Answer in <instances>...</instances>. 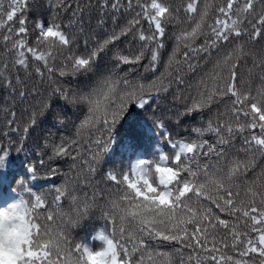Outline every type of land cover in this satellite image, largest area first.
Returning a JSON list of instances; mask_svg holds the SVG:
<instances>
[{
    "label": "snow or ice",
    "instance_id": "obj_1",
    "mask_svg": "<svg viewBox=\"0 0 264 264\" xmlns=\"http://www.w3.org/2000/svg\"><path fill=\"white\" fill-rule=\"evenodd\" d=\"M65 5L66 0H56L51 7L64 9ZM100 6L108 7L106 3ZM77 7L79 9V5ZM136 7L140 11L120 23L121 0H114L111 10L116 15L112 16V22L114 26L119 25L118 28L114 27L111 32L105 30L91 48L85 41L86 54H71L76 43V38L66 31L73 26L71 21L68 24L57 22L58 13L48 22L36 20L35 41L30 44L25 16L28 0H8L7 7L5 0H0V30H7L3 34V43L5 53L12 54L14 68L28 73L31 57L34 74L43 81L47 73L51 85L54 83L52 73L57 71L56 56L67 51L70 54L59 68L60 77H95L87 90L70 94L58 85L51 88L50 96L82 105L86 111L76 125V138L61 137L59 143L45 139L39 146L36 153L40 157L39 168L35 163L26 165L28 180L50 181L57 175V169L45 167V154L49 160L70 156V149L79 143L78 138L84 133L101 126L105 131L113 132L130 104L144 108L152 99L153 91L159 94L168 90L163 78L149 81L147 85H132L116 71L122 64H139L146 54L149 59L146 68L155 69L161 49L165 47L166 23L187 24L175 35L176 43L168 54L166 69L187 61L189 53L206 52L211 56L213 51L220 53L222 48L230 45L217 56L206 77L201 78L197 94L185 106L183 114L211 111L214 103L227 101L224 110L210 116L206 125L193 127L191 138H174L167 131L161 132L167 148L157 146L153 158L140 160L120 172L109 169L105 179L116 189L114 195L100 197L98 201L97 190L93 197L80 199L75 194L69 196L68 180L39 192L33 191L27 180L18 181L22 190H15L16 202L30 205L31 214L28 216L27 239L17 249L15 264H82L84 258L100 245L84 244L72 232L88 226L97 212L105 226L94 230L93 239L103 242L105 250L116 253L117 264H177L176 255L180 249L148 251L150 245L145 237L190 248L192 251L186 264H255L256 258H259V264H264V167L256 171L257 157L264 160V72L255 88L251 79H244L238 72L240 61L250 54L243 39L247 37L251 43L264 40V0H219V3L216 0H203L202 3L201 0H187L182 5L186 21H180V9L176 8L174 12L165 0H136ZM132 9V0H128L124 12ZM80 11L82 13L83 9ZM17 19L19 26L14 29L10 25ZM144 21L148 23V33L141 27ZM129 36L140 42L138 50H114L121 37ZM110 50L115 65L107 72L101 71L98 66L100 56ZM253 60H256L255 55ZM260 65L264 67V52ZM0 79L11 86L7 61L0 71ZM16 83H20L19 75ZM23 95L21 92L20 96ZM50 106L48 100L38 104L39 114L43 115ZM11 115L14 120L15 112ZM36 124L37 110H33L23 127L25 136L22 140ZM153 124L158 129L164 128L158 119ZM256 129L258 133L254 131ZM207 135H212L215 142L210 143L205 138ZM238 138L243 139L238 149L243 156L229 158L228 149L235 146ZM94 143L99 150L91 154V161L100 165L111 148L113 136L110 135L103 144L99 139ZM21 150L22 146L16 149ZM0 151L2 167L10 149ZM78 158L72 157L73 160ZM84 163L89 165L91 173L96 172L89 161ZM40 169H44L43 175L39 174ZM250 172L253 173L251 179L248 177ZM75 191L73 187V193ZM161 196L165 197L163 202ZM65 200L73 206L74 214L64 212ZM53 209L63 214L64 227L68 230L60 229L55 237H50L49 230L44 235L50 238L40 241L37 238L42 235L41 219L50 225L54 220ZM221 213L231 219L222 218ZM229 248L235 256L226 254ZM180 264H185L182 256Z\"/></svg>",
    "mask_w": 264,
    "mask_h": 264
},
{
    "label": "trees",
    "instance_id": "obj_2",
    "mask_svg": "<svg viewBox=\"0 0 264 264\" xmlns=\"http://www.w3.org/2000/svg\"><path fill=\"white\" fill-rule=\"evenodd\" d=\"M55 2L56 0H28V9L25 12V16L28 21L30 44L35 41L36 33L33 31L35 21L43 20L48 22L57 13V22L68 24L71 21L73 24L72 27L66 29L70 36L76 38L71 54H86L85 41H87L88 48H91L95 45L96 39L104 35L105 30L111 32L114 27L118 28L119 26H114L112 22V16L116 15L111 10V4L114 0H66L64 9L51 7ZM165 2L172 5L174 12L176 8H179L178 19L186 21L182 5L187 0H165ZM202 2L203 0H201ZM216 2L219 3V0H216ZM7 3L8 0H5V7H7ZM104 3L108 5L107 8L100 6ZM127 4L128 0H121L120 23L135 16V13L140 11L136 7V0H132V11L125 13L124 8ZM80 9H83L82 13ZM10 26L14 29L18 27V19L15 24ZM186 26V23L178 24L176 21L166 23V35L163 38L165 47L161 49V57L155 69L146 68L149 64L146 54V58L139 64H122L116 70L121 77H126L132 85H138L139 83L147 85L149 81L163 78L164 83L168 85V90L166 92L160 91L159 94L153 91L152 99L144 108H138L136 104H130L124 116L113 129V132L105 131L103 126H101L84 133L81 138H78L79 143L73 145L70 149V156L49 160L48 154H45L43 156L45 167L57 169V175L52 177L50 181L43 179L28 180L29 174L26 165L35 163L37 168H39L40 157L36 153L39 146L44 144L45 139L59 143L61 137L76 138L74 135L76 125L79 124L86 111L82 105L68 103L60 99L59 96H50L51 88L58 85L71 94L73 91L90 88L95 81V77H73L71 75L60 77L59 68L66 62L65 57L70 54L67 51H63L62 54L56 56L57 71L52 73L54 83L51 85L49 84L47 73H45L43 81L34 74L35 65L31 63V57H29V72L25 73L23 69L18 70L12 65V54L5 53L3 34L7 30H0V71H3L4 63L7 61L8 73L12 81L11 86H8L5 80L0 79V149H10L3 166L0 167V207L16 201L18 197L15 190H22L18 186V181L21 179L27 180L31 189L37 192L43 188L59 185L62 181L68 180L69 182H74L76 193L81 199L93 197L97 190H99L98 201L100 197L114 195L116 189L105 179L106 172L109 169L120 172L130 168L140 160L153 158L156 154L157 146L167 148V145L162 141L161 132L167 131L174 138H191L194 135L191 131L193 127H200L202 124L206 125L210 116L214 117L215 113L223 111L227 101L214 103L211 111L194 112L190 115L183 114L185 106L190 104L192 98L196 96L201 78L206 77L217 56L225 51L227 47H230V45H226L225 48L220 50V53L213 51L211 56L206 52L189 53L187 61H182L179 65H173L170 70L166 69L165 64L168 54L176 43L175 35L180 28ZM141 27L146 33L149 32V26L146 21L141 24ZM81 29L83 30L81 31ZM243 42L250 54L240 61L238 72L244 79H251L255 88L260 83V74L264 72V67L260 65L261 54L264 52V40L251 43L245 37ZM140 46V42L134 40L132 36L121 37L114 45V50L135 52ZM253 55L256 57L255 61L253 60ZM114 65L115 61L111 50L101 54L98 61L101 71L107 72L113 69ZM189 65H192V67H189ZM169 71L171 75L168 74ZM17 75L20 77L19 84L16 83ZM21 92L24 93L23 97L20 96ZM45 100L50 101L51 106L43 115H40L38 104ZM33 110H37V124L30 128L26 139L22 140V137L25 136L23 127L30 120ZM12 112L16 114L14 120L11 115ZM156 119L163 123V129H158L154 126L153 121ZM254 131L259 132L258 129ZM110 135L113 136L111 148L105 153L102 163L97 165L91 161V154L99 150L94 141L99 139L103 144L104 141H108ZM205 138L210 143L215 142V138L212 135H207ZM242 144L243 139L238 138L235 146L229 147V158L238 155L243 156V153L238 152ZM21 146L23 150L16 151ZM0 154H2V151H0ZM76 156H79V158L73 160L72 157ZM212 159H215V156ZM86 160L89 161L92 167L96 168L94 174L89 171V165L84 163ZM73 165H75V168L72 167ZM260 167H264V160L257 157V172ZM43 173L44 169H40L39 174L43 175ZM248 177L251 179L253 173L250 172ZM109 189H111V192H109ZM67 203L65 200L64 205L66 206ZM220 215L222 218L231 219L222 213ZM98 217L99 213L97 212L88 226L74 230L75 238L89 246H98L99 242L93 239L94 230L105 226L104 221ZM220 234L223 235V232L221 231ZM145 239L148 240L150 245L148 251L174 252L176 249H180V252L176 255L177 264H180L181 256L186 264L188 255L192 251L190 248L179 244L151 240L147 237ZM226 254L235 256L231 248L227 250ZM255 264H259V258H256Z\"/></svg>",
    "mask_w": 264,
    "mask_h": 264
},
{
    "label": "clouds",
    "instance_id": "obj_3",
    "mask_svg": "<svg viewBox=\"0 0 264 264\" xmlns=\"http://www.w3.org/2000/svg\"><path fill=\"white\" fill-rule=\"evenodd\" d=\"M145 183H147V180H145ZM73 187L75 186L70 182L68 186L69 196L75 194L80 198L76 191L73 193ZM160 200L163 202L165 197L161 196ZM64 212L74 214L73 206L67 203ZM30 214V205L17 203L16 201L4 207H0V261H2V264H15L17 249L27 239L28 216ZM53 215L54 220L50 225L41 219L42 235L37 238L38 240L44 241L50 237H55L62 228H64L65 231L68 230L64 227L65 218L63 214L53 209ZM49 230L50 237L44 235L45 233H49ZM72 235L74 236V231ZM98 242L100 246L96 248L92 254L87 255L82 264H117L116 253L111 249L105 250L103 242ZM53 251L55 253V248H53ZM77 264H81V262H77Z\"/></svg>",
    "mask_w": 264,
    "mask_h": 264
}]
</instances>
